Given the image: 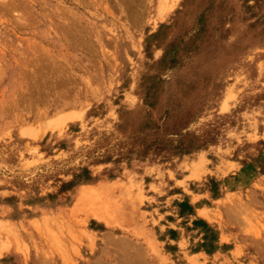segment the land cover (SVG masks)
Wrapping results in <instances>:
<instances>
[{
  "label": "rangeland",
  "instance_id": "obj_1",
  "mask_svg": "<svg viewBox=\"0 0 264 264\" xmlns=\"http://www.w3.org/2000/svg\"><path fill=\"white\" fill-rule=\"evenodd\" d=\"M0 264H264V0H0Z\"/></svg>",
  "mask_w": 264,
  "mask_h": 264
}]
</instances>
